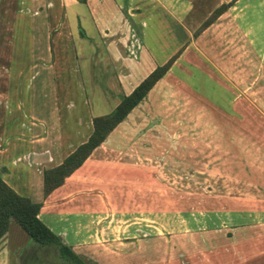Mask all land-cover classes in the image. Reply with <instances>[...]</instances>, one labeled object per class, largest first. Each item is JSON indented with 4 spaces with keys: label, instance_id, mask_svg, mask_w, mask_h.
Segmentation results:
<instances>
[{
    "label": "crops",
    "instance_id": "1",
    "mask_svg": "<svg viewBox=\"0 0 264 264\" xmlns=\"http://www.w3.org/2000/svg\"><path fill=\"white\" fill-rule=\"evenodd\" d=\"M225 2L230 3L213 21L199 28L208 14ZM259 2L264 4L263 0H18L17 13L21 11V14L28 16L29 32L26 36V46L22 49L14 47L15 41L20 40L18 33L11 32L9 40L5 43L2 41L5 37L0 36V97L6 100L10 96L6 88L11 79L17 80L22 72H29L25 76V87L29 89L26 106L30 119L26 125L28 145L22 148V145L12 144L7 140L3 146L0 142V172L10 176L5 178L0 174L2 179L17 193L41 201L37 214L39 219L69 246L74 248L84 245L86 250L80 254L97 264L98 257L104 258L102 264H109L115 258H120V264H174L178 262V257H181L180 264H191L195 259L203 264H264V191L263 195L256 197L258 201L261 197L262 203L254 204L250 211L224 208L218 213L215 212L218 218L221 216L220 220H216L215 226L193 223L189 226L190 229L184 232L168 233V230H164L166 233L163 234L160 223L145 221L144 225L153 226L160 232L149 236L136 233L138 235L135 238L105 244L103 233L111 231L108 229L113 210L97 212L94 216V194L88 191L93 186L83 187L79 184V177L75 178V173L81 168L94 167L88 165L94 163L86 162L90 160L94 148L103 143L105 138L61 184L45 196L42 195V170L57 164L78 143L85 140L91 130L93 114L89 108L86 109L84 118L89 131L84 133L85 137L78 139L77 143L72 141L68 133L63 135L59 125L57 127L58 98L52 85L55 65L66 62L67 54L72 56V62L64 65L71 69L74 65L78 69V63L88 66V63L91 65L94 62L100 68L103 67L104 71L110 72L105 84L107 90L104 89L106 91L100 94L106 93L104 97L111 98L113 106L122 94L128 93L153 67L175 54L165 73L118 122L123 121L130 134H134L138 129L139 134L149 136L147 141L144 139L142 146L136 148L142 158H148L155 150L154 143L159 135H170L171 141L178 137V131L171 129L170 122L165 120L179 119L184 115H187L188 119L189 115H192V120L196 117L203 119L202 128L210 131L213 126L205 120H211L210 113L213 112V120L222 119L227 123L229 131L226 135L236 136L240 134L237 130L242 125L239 120L245 118L244 112L250 116L246 111L248 105L244 101L249 98L244 91L250 92L253 85H259L249 81L244 85L242 72L246 68L242 62L245 59L244 44L248 45L249 49L252 47V35L249 36L253 28L252 19L259 23L261 17L256 13L255 16L250 15L252 19H249L248 11L246 10L247 14L244 15L241 8H252ZM66 7L71 8V17L78 22L80 30L84 32L81 26L83 21H87L94 29V48L67 50L62 47L59 53L62 57L57 60L51 46L52 33L61 35L67 19ZM262 25L264 27V17ZM87 39L89 40L88 37ZM86 55L90 57L84 59ZM251 55L256 58V70L250 72L253 76L251 81H257L260 76L257 66L258 53L254 51ZM20 58L24 61L21 62ZM198 72L208 75L216 89L225 90L222 101L207 97L204 80H193L197 78ZM84 76L85 74L77 71L71 77L76 80L78 78L79 86H82L85 83ZM260 84L264 85V79ZM38 87L40 94L34 91V88ZM41 87H46V91ZM20 102L22 103L16 102V107ZM71 106L69 102L68 108ZM189 106L192 111L185 114L184 111H188ZM1 116L2 114L0 136ZM82 119L81 116L76 120L80 126L75 132L76 136L82 135ZM147 122L149 123L145 126L144 123ZM250 124L253 127L254 122L251 121ZM251 132L258 143L264 141L257 137V128ZM175 134L176 137L172 139ZM16 138L25 140L23 137ZM256 141L254 142L258 144ZM147 152L150 154L147 155ZM22 159L23 165L26 166V177L21 178L18 174L12 176L8 172L9 163L16 164ZM261 159L257 153L251 160V183L257 189H264V164L262 165ZM90 182H93V178ZM82 188L87 192L82 193ZM248 214L249 218L246 217ZM226 221L234 224L236 237L229 238L230 228H227L229 225ZM133 222L136 221L118 224V227L122 225L121 232L125 231V227L136 229L135 225L131 226ZM115 230L119 232V228ZM28 237L14 220H9L6 231L0 235V264H9L6 259L8 256L12 259L10 263L15 264V257L10 252L17 251V258H21L24 251L33 245ZM15 238L24 242L19 243ZM142 244L147 246L150 253L167 247L171 254L156 259L136 258L133 254ZM247 247L249 253L244 252Z\"/></svg>",
    "mask_w": 264,
    "mask_h": 264
},
{
    "label": "rangeland",
    "instance_id": "2",
    "mask_svg": "<svg viewBox=\"0 0 264 264\" xmlns=\"http://www.w3.org/2000/svg\"><path fill=\"white\" fill-rule=\"evenodd\" d=\"M17 3L18 0H0V36L5 37L2 40L5 43L9 40L11 32L18 33L20 40H14V47L22 49L26 46V36L29 32L28 16L21 14V11L17 13ZM246 10L249 19H252L250 15L255 16L257 13L261 17V21L258 23L252 19L253 28L249 34V36L252 35V47L249 49L248 45L244 44L243 46L245 59L242 63L246 68L242 72L243 81L244 85H247L248 81L257 82L259 85L257 87L253 85L250 92L244 91L246 97L252 100L254 104L250 103L249 99L244 100L248 105H246V111L250 116L244 112L245 118L239 120V123L242 124L241 128L237 130L240 133L238 134L240 138L238 135H226L229 131L227 123L225 124L222 119L213 120V112L210 113L211 120H205L211 122L213 126L210 131L202 128L201 122L204 121L203 119H197L196 117L192 120V115H189V119L187 115H184L179 119L165 120L170 122L171 129L178 131V137H176V134L173 135L172 139L176 138L171 141L170 135H159L154 143L155 150L151 154L147 152V155L152 156L142 158L139 149L136 148L143 144L144 139L147 141L149 136L139 134L138 129L134 134H130L122 121L107 133L103 143L94 148L90 160L86 162L94 163V165L88 164L94 167H84L78 173H75V178L79 177L80 185L83 187L93 186L88 191L94 194V216L97 212L113 210L108 229L111 231L103 233L105 244L107 242H114L115 244L116 240L132 239L138 234L149 236L155 234V232H160L153 226L144 225L143 222L145 221L152 224L160 223L163 234L166 233L164 230H168V233L174 231L184 232V230L190 229L189 226L193 223L214 225L217 223V219H221V216L218 218L215 212L218 213L219 210L224 208L250 211L254 204L262 203L261 197L259 201L256 197L260 194L263 195L264 189H257L251 183V160L252 156L258 153L260 158L262 157V165L264 164V141L258 143L253 138L255 136L251 131H256L257 128L259 132L257 137L264 139V85L260 84L264 79V27L262 25L264 4L259 2L257 6L252 8H241L244 15L247 14ZM66 14V24L61 35L57 36L54 32L52 33L51 46L53 53H56L57 60L62 57L59 54L62 47H66L67 50L81 47L83 49L94 48V29L87 21H83L81 26L84 28V32L80 30L78 22L71 17L70 7H66ZM254 51L258 53L257 66L260 69V76L257 81H251L253 76L250 75L251 70H256L254 68L256 58L251 55ZM67 55H65L68 58L66 62L62 65H59V63L55 65L54 84L52 86L55 90L54 94L58 98L59 109L57 115L59 118L57 127L59 125L62 134L68 133L72 141L77 143L78 139L85 137L84 133L89 131V128L85 125L87 122L84 120L86 109L89 108L93 115L102 114L110 111L114 102L111 98L104 97L106 93L100 94L107 90L105 84L106 80L109 79L110 72L104 71L103 67L100 68L94 62L91 65L88 63V66L78 63V69L75 65L71 69V67L64 65L72 62V56ZM89 57L86 55L84 59ZM20 60L21 62L24 61L22 58ZM77 71L80 74H85V83L82 86H79L78 78L76 80L71 77ZM26 74H29V72H22L17 80L11 79L9 86L6 88L10 96L6 100L0 97V114H2L0 142L3 146H5L7 140L12 144L22 145V148L28 145L26 142L28 132L26 125L30 119L26 113L27 93L29 92V89L25 87ZM169 77L171 78V76ZM196 77L193 80H204L203 84L207 87L205 90L207 97H213L218 102L224 99L225 90L222 88L216 89L208 75L198 72ZM87 79L90 81L86 82ZM258 80L260 81L258 82ZM42 89L46 91V87ZM35 90L38 92L37 94L41 93L39 87L34 88ZM239 98L243 99L242 96H239ZM19 101H22V103L20 102L19 106L16 107V102ZM69 102L72 105L70 109L68 108ZM190 111H192V108L189 106L188 111L184 112L186 114ZM81 116L83 117L82 135L76 136L75 132L80 128L76 120ZM247 116L248 118H246ZM251 121L254 122L253 127H251ZM148 123H144L145 126ZM240 130H243V132ZM17 136L23 137L25 140H19L16 138ZM234 138L236 140H233ZM225 141L228 142L225 143ZM218 143L225 147H221ZM23 163V159L16 164L9 163L8 172L12 176L18 174L21 178L26 177L24 171L26 166ZM0 174L5 178H10V176L5 175V172H0ZM91 178H93V182H90ZM85 192H87L86 189L82 188V193ZM246 217L249 218L250 215L248 214ZM132 221H136L131 223V226L135 225L137 227L133 229L136 231L128 229L129 227H125V231H120L122 225L118 227V224ZM226 222L229 225L227 228H230V231H228L229 238L236 237L234 224ZM116 228H119V232H116ZM247 230L249 232V229ZM247 238L249 239L248 236ZM15 239L19 243L24 242L20 238ZM28 240L31 241L29 237ZM69 241L73 243L71 239ZM70 247L79 255L86 250L84 245ZM168 251L169 248L165 247V249L161 248L154 253H150L147 246L142 244L136 248V253L133 255L136 258L149 257L156 259L171 254ZM244 252L249 253V247L245 248ZM10 253L15 257V264H27V261L22 259L23 257L17 258V251H11ZM98 258V264H102L104 258ZM131 258L129 259L132 260ZM6 259L11 264V256L6 257ZM180 259L181 257H178V262L174 264H180ZM194 262L191 264H203L197 259ZM88 263L94 264L93 261ZM115 263L120 264V258H115L109 264Z\"/></svg>",
    "mask_w": 264,
    "mask_h": 264
},
{
    "label": "trees",
    "instance_id": "3",
    "mask_svg": "<svg viewBox=\"0 0 264 264\" xmlns=\"http://www.w3.org/2000/svg\"><path fill=\"white\" fill-rule=\"evenodd\" d=\"M229 3L216 6L199 28L213 21ZM174 56L175 54H172L166 61L153 67L128 93L120 96L110 111L91 117V130L86 139L78 143L57 164L42 170L43 196L61 184L64 178L84 161L91 150L103 141L107 133L165 73ZM40 205L41 201L17 193L0 176V235L6 231L9 220L13 219L28 234L33 244L21 255L27 264H89L90 260L73 251L58 234L39 219L37 214Z\"/></svg>",
    "mask_w": 264,
    "mask_h": 264
}]
</instances>
